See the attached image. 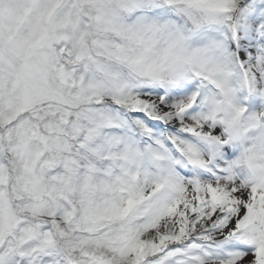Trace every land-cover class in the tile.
I'll list each match as a JSON object with an SVG mask.
<instances>
[{"label": "snow or ice", "instance_id": "obj_1", "mask_svg": "<svg viewBox=\"0 0 264 264\" xmlns=\"http://www.w3.org/2000/svg\"><path fill=\"white\" fill-rule=\"evenodd\" d=\"M0 264H264V0H0Z\"/></svg>", "mask_w": 264, "mask_h": 264}]
</instances>
